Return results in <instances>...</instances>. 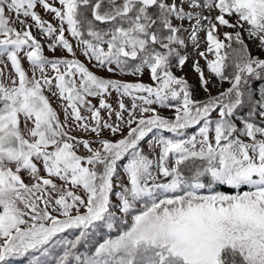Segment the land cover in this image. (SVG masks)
<instances>
[{
    "label": "snow or ice",
    "instance_id": "6c2138e0",
    "mask_svg": "<svg viewBox=\"0 0 264 264\" xmlns=\"http://www.w3.org/2000/svg\"><path fill=\"white\" fill-rule=\"evenodd\" d=\"M0 264H264V0H0Z\"/></svg>",
    "mask_w": 264,
    "mask_h": 264
},
{
    "label": "rangeland",
    "instance_id": "374dc122",
    "mask_svg": "<svg viewBox=\"0 0 264 264\" xmlns=\"http://www.w3.org/2000/svg\"><path fill=\"white\" fill-rule=\"evenodd\" d=\"M38 11H40V12H41V15L45 16L46 19H49V20L52 19L51 15L45 14V13L43 12L42 9H38ZM206 14H207V13H206ZM53 22H55V21H53ZM34 34H36V35L38 36V38H39V34H38V33H34ZM200 38L203 40V38H204V33H200ZM250 47H252V45H250ZM203 48H204V45L202 44V45H201V49H203ZM45 51H46V54H47V55H52V53L48 52L47 49H46ZM188 52H189V53L192 52V48H191V47L188 48ZM254 54H255V52H254ZM56 55H62V53L58 51V52L56 53ZM80 58H81L82 60L84 59V57H82V56H81ZM209 58H211V56H209ZM200 63H201V65H203V64H204V60L201 59V60H200ZM190 65H191V60L189 61V64L185 67V69H184L183 72H179V71H177L176 74H177V75H186L187 78L189 79L190 83H195L196 80H197V76H196V74L191 70ZM25 67H27V63H26V62H25ZM89 67H91V65H89ZM93 70H95V69H93ZM123 78L126 79V80H134V79H135V77H132V76H126V77H123ZM142 79H143V81L146 82V83H151V81H150V79H149V76H148L147 72H146L145 75L142 77ZM224 87H227V85L225 84ZM203 95H204L203 92H200V93L198 94L197 98H202ZM92 102H93V104H97V105H98V99H93ZM109 102L112 103L114 107L116 106V96H115V94H113V96L110 98ZM125 102L128 103V101H125ZM56 103H57V101L53 98V104L55 105ZM165 114L167 115V114H169V113L165 112ZM102 115H104L103 112H102Z\"/></svg>",
    "mask_w": 264,
    "mask_h": 264
},
{
    "label": "crops",
    "instance_id": "0c3cea01",
    "mask_svg": "<svg viewBox=\"0 0 264 264\" xmlns=\"http://www.w3.org/2000/svg\"><path fill=\"white\" fill-rule=\"evenodd\" d=\"M49 56H51V55H49Z\"/></svg>",
    "mask_w": 264,
    "mask_h": 264
}]
</instances>
